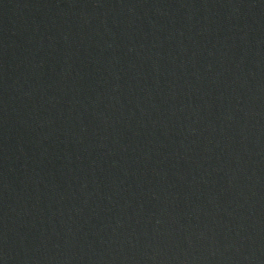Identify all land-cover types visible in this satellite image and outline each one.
<instances>
[{
  "label": "water",
  "instance_id": "water-1",
  "mask_svg": "<svg viewBox=\"0 0 264 264\" xmlns=\"http://www.w3.org/2000/svg\"><path fill=\"white\" fill-rule=\"evenodd\" d=\"M0 264H264V0H0Z\"/></svg>",
  "mask_w": 264,
  "mask_h": 264
}]
</instances>
